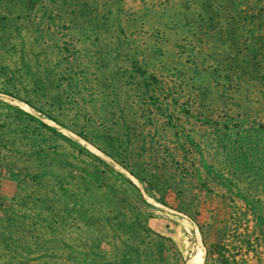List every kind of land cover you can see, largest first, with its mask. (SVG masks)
Masks as SVG:
<instances>
[{
    "label": "rangeland",
    "instance_id": "rangeland-1",
    "mask_svg": "<svg viewBox=\"0 0 264 264\" xmlns=\"http://www.w3.org/2000/svg\"><path fill=\"white\" fill-rule=\"evenodd\" d=\"M72 58L111 79L101 91L115 101L87 107L173 108L207 143L193 157L209 192L189 181L179 194L159 191L162 206L95 148L1 94L113 172L58 142L95 203L0 207V264H199L205 254V264H264V0H0V90L20 93L30 74ZM132 62L160 87L155 96L142 95ZM77 207L90 217H74Z\"/></svg>",
    "mask_w": 264,
    "mask_h": 264
},
{
    "label": "trees",
    "instance_id": "trees-1",
    "mask_svg": "<svg viewBox=\"0 0 264 264\" xmlns=\"http://www.w3.org/2000/svg\"><path fill=\"white\" fill-rule=\"evenodd\" d=\"M60 50L72 57L76 54L70 48ZM99 67L79 58L52 66L46 64L40 72L29 75L30 84L20 93L0 90V94L21 102L95 148L137 179L162 206L166 204L159 191L173 187L179 194L189 181L196 180L200 193H208L204 186L212 180L207 174L201 179L196 166L201 160L193 157L207 143L194 140L171 107H147L145 100L142 107H93L103 103L109 106L115 101L110 92L101 91L103 86L111 87V79L100 78ZM130 68L138 76L142 95L155 96L160 87L143 76L136 63H130ZM21 69L24 70L23 65ZM229 122L234 127L241 123L237 118ZM58 142L66 144L76 155L90 158L101 171L113 172L64 135L22 110L0 103V207H34L45 202L62 207L69 202L76 207L95 203L85 179L79 175L81 170L67 161L70 154ZM216 180L222 187L227 179L217 175ZM126 184L140 201L138 190L127 181ZM9 186H14L10 195L6 192ZM45 193L47 197H43ZM213 198L220 208L222 194ZM83 211L81 207L75 208L74 217L88 219L90 211ZM147 218L154 220L156 215L150 213ZM206 258L205 254L203 264Z\"/></svg>",
    "mask_w": 264,
    "mask_h": 264
},
{
    "label": "bare ground",
    "instance_id": "bare-ground-1",
    "mask_svg": "<svg viewBox=\"0 0 264 264\" xmlns=\"http://www.w3.org/2000/svg\"><path fill=\"white\" fill-rule=\"evenodd\" d=\"M30 109V108H29ZM89 148V147H88ZM198 255V251L194 254V256L192 257V261L195 260L196 256Z\"/></svg>",
    "mask_w": 264,
    "mask_h": 264
},
{
    "label": "crops",
    "instance_id": "crops-1",
    "mask_svg": "<svg viewBox=\"0 0 264 264\" xmlns=\"http://www.w3.org/2000/svg\"><path fill=\"white\" fill-rule=\"evenodd\" d=\"M0 95H1V94H0ZM204 257H205V255H202V259H201V261H200L199 264H202V263H203V261H204Z\"/></svg>",
    "mask_w": 264,
    "mask_h": 264
},
{
    "label": "water",
    "instance_id": "water-1",
    "mask_svg": "<svg viewBox=\"0 0 264 264\" xmlns=\"http://www.w3.org/2000/svg\"><path fill=\"white\" fill-rule=\"evenodd\" d=\"M130 177H131V176H130ZM189 255H190V253H189ZM189 255H188V258H189ZM188 258L185 260V262L188 260ZM185 262H184V263H185Z\"/></svg>",
    "mask_w": 264,
    "mask_h": 264
}]
</instances>
